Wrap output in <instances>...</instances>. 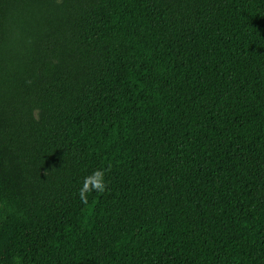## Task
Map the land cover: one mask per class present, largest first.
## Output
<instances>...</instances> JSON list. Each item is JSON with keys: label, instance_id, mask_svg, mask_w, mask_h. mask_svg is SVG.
I'll use <instances>...</instances> for the list:
<instances>
[{"label": "trees", "instance_id": "16d2710c", "mask_svg": "<svg viewBox=\"0 0 264 264\" xmlns=\"http://www.w3.org/2000/svg\"><path fill=\"white\" fill-rule=\"evenodd\" d=\"M0 264H264V0H0Z\"/></svg>", "mask_w": 264, "mask_h": 264}, {"label": "clouds", "instance_id": "9594fccd", "mask_svg": "<svg viewBox=\"0 0 264 264\" xmlns=\"http://www.w3.org/2000/svg\"><path fill=\"white\" fill-rule=\"evenodd\" d=\"M107 170L97 168L84 176L78 189V196L82 203H87L88 196L93 192H104L107 189Z\"/></svg>", "mask_w": 264, "mask_h": 264}]
</instances>
